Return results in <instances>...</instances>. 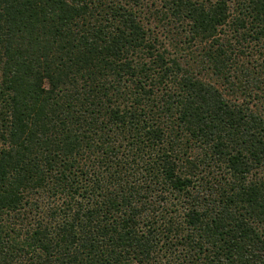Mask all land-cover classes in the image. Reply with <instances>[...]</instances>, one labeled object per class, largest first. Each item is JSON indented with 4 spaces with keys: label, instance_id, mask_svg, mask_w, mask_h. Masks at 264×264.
I'll use <instances>...</instances> for the list:
<instances>
[{
    "label": "trees",
    "instance_id": "16d2710c",
    "mask_svg": "<svg viewBox=\"0 0 264 264\" xmlns=\"http://www.w3.org/2000/svg\"><path fill=\"white\" fill-rule=\"evenodd\" d=\"M0 264H264V0H0Z\"/></svg>",
    "mask_w": 264,
    "mask_h": 264
}]
</instances>
